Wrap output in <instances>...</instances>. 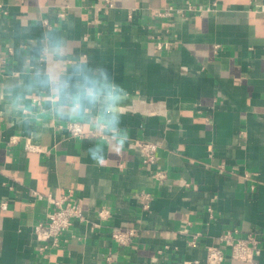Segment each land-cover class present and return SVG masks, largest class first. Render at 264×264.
Instances as JSON below:
<instances>
[{"label": "crops", "instance_id": "1", "mask_svg": "<svg viewBox=\"0 0 264 264\" xmlns=\"http://www.w3.org/2000/svg\"><path fill=\"white\" fill-rule=\"evenodd\" d=\"M108 1L0 0V85L25 79L17 52L55 31L72 60L103 65L127 90L120 111L129 133L123 151L106 150L100 164L88 149L102 137L72 138L58 127L65 122L14 111L0 91V264H202L226 230L260 233L264 264V0H215L188 19L156 17L183 0ZM55 6H66L64 19ZM135 140L158 145L152 165L141 163ZM61 196L79 200L84 219L44 258L32 225L53 209L47 197ZM129 227L139 237L117 247L110 231Z\"/></svg>", "mask_w": 264, "mask_h": 264}, {"label": "clouds", "instance_id": "2", "mask_svg": "<svg viewBox=\"0 0 264 264\" xmlns=\"http://www.w3.org/2000/svg\"><path fill=\"white\" fill-rule=\"evenodd\" d=\"M27 54L17 52L26 77L0 85L14 111L49 116L66 124L84 126L103 139L88 156L104 164L105 151L118 154L129 141L120 111L128 96L106 67L72 60L69 44L55 31L30 42Z\"/></svg>", "mask_w": 264, "mask_h": 264}, {"label": "built area", "instance_id": "3", "mask_svg": "<svg viewBox=\"0 0 264 264\" xmlns=\"http://www.w3.org/2000/svg\"><path fill=\"white\" fill-rule=\"evenodd\" d=\"M216 1L214 0L209 5H202L198 3V0H183L181 4L176 6H168L161 11L156 12V17L166 19L176 17L188 19L195 15H201L202 13L210 12L211 9L216 7ZM112 3L105 0L104 7H112ZM6 14V11H1ZM51 14L58 19H64L66 14V6H55L51 9ZM41 24L44 27L49 28L50 23L48 19L41 20ZM166 33L168 30H165ZM175 36V35H174ZM151 39H160L159 34H151ZM163 42L156 41L155 47L161 48ZM215 48H219L216 45ZM9 55L12 52L10 48L7 49ZM6 64L4 56L0 55V71L3 70ZM59 128H64L68 135L72 138L81 139L85 136H98L92 130L85 131L83 126L63 124L58 125ZM14 143V139H10L8 144ZM137 152L140 161L143 165H152L156 160V152L158 145L154 142L145 140H135L132 146ZM24 150L26 151H41V149H35L28 143L25 144ZM156 180L161 181L166 178L164 171L157 170L154 172ZM143 198H149L147 194H140ZM47 201L53 206V209L46 213L44 220L32 225V235L34 242L37 244L36 249L42 257L46 258L49 255V251L52 248L58 247L61 237L68 231L74 220L82 221L84 219L82 212V205L79 200L73 199L67 196H61L58 199L47 197ZM6 204L2 203L1 208H5ZM109 216V212L106 209H101L97 213L99 220H104ZM97 226V224L95 225ZM186 233V230L182 231ZM140 231L137 227L129 228H113L110 231V238L117 247H131L136 239L139 237ZM199 234L193 235L190 239V244L193 245ZM261 234L258 232H248L244 235H238L236 230H226L220 234L217 238V244L208 245L205 248V258L202 264H220L226 257L233 261L248 262L251 264H257L256 258L261 252ZM110 259V258H108ZM177 264H201L199 261H182Z\"/></svg>", "mask_w": 264, "mask_h": 264}]
</instances>
